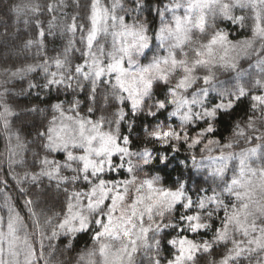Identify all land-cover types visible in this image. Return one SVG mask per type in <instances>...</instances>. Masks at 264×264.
Segmentation results:
<instances>
[{
	"label": "snow or ice",
	"instance_id": "obj_1",
	"mask_svg": "<svg viewBox=\"0 0 264 264\" xmlns=\"http://www.w3.org/2000/svg\"><path fill=\"white\" fill-rule=\"evenodd\" d=\"M13 10L39 14L40 6L29 2ZM47 10L54 12L56 5L48 4ZM236 10L243 14L236 15ZM145 12L158 18L155 29L147 15L140 18ZM55 19L47 32L37 20L38 39L25 44L36 46L43 60L12 75L23 77L39 69L44 83L29 82V89L55 90L57 96L62 89L71 94L90 84V103L84 115L78 98L68 101L66 109L64 101L50 105L52 118L37 132L46 155L38 160L40 170L26 173L24 179L39 186L47 178L58 189L63 186L65 206L55 214L62 218L46 235L41 214L27 200L33 228L29 232L25 218L5 196L8 213L0 217V264H52L54 249L46 257L44 240L60 235L74 240L81 233H91L92 244L78 254L76 264H142L141 257L149 264H195L200 254L217 247L223 252L210 264H264V166L250 163L264 143L236 153L225 151L232 142L210 138L216 136L220 119L250 97L247 122L242 126L237 121L234 135L264 142V132L248 135L249 130L259 131L258 122L264 124V60L257 61L260 75L250 85L239 82L244 73L237 71L241 56L264 54V0H157L155 5L128 0V6L125 0H91L85 23H77L74 15L70 24L60 26L62 34L79 32L83 47L75 48L69 39L62 52L48 57L44 38L55 35ZM217 21L239 24L251 35L233 43L226 31L216 28ZM73 51L80 53L81 61L74 68L69 58ZM217 68L235 72L237 82L226 87L227 81L217 79ZM101 98L105 111L113 110L93 119ZM29 111L42 110L33 106ZM15 115L2 104L5 131ZM140 116L146 121L143 136L134 138ZM182 145L186 151L203 147L199 159L191 154L176 161V170L188 167L190 159L189 172L204 171L215 185L198 188L195 198L184 180L165 186L160 175ZM216 148L218 156L212 155ZM52 154L63 159H49ZM233 161L238 164L230 166ZM179 174L182 177L183 171ZM44 224L52 225V217ZM210 230V240L190 238ZM165 236L171 250L167 258L161 255ZM71 247L69 240L65 248Z\"/></svg>",
	"mask_w": 264,
	"mask_h": 264
},
{
	"label": "trees",
	"instance_id": "obj_2",
	"mask_svg": "<svg viewBox=\"0 0 264 264\" xmlns=\"http://www.w3.org/2000/svg\"><path fill=\"white\" fill-rule=\"evenodd\" d=\"M36 3L40 6V13L33 14L31 12H17L14 9L16 5H23L25 3ZM105 3L109 0H104ZM167 3V0H164ZM56 5L54 12L47 10L48 4ZM91 0H0V111H2V104H7L17 114L10 118V127L7 131L3 128L2 122H0V217H6L8 208L5 206V196L8 197V203L11 204L14 209L25 218L28 224V231L32 232V222L28 219L29 212L25 202L32 200L34 209L41 214V225L44 228L46 235H51L52 226L59 223V219L56 213H62L65 206L66 196L63 192V186L57 188L55 181H49L47 178H43L39 186L25 180V174H31L40 170V164L38 160L46 155L41 148L43 141L37 136V132L42 128L47 127L48 121L52 118L53 112L50 107L51 104L58 101H64L65 109L68 107V101L73 98H78L81 103V114L87 113L89 107V101L87 100L90 84L84 91H80L76 88L74 92L70 90L71 94L65 93L61 90L59 96L55 90L48 92L46 89L32 88L29 89V82L43 84L44 75L41 70L36 72L27 73L23 77L13 76L17 68H23L27 65H35L43 60V55L39 54L36 46L25 47L26 42L29 39H38V28L36 21H40L41 26L47 32L49 21L56 17L54 24L58 25L55 28L54 36H46L44 38L45 49L44 52L48 57H55L58 52H62L69 39L74 40L75 48H82L80 44V33L77 32L75 36L71 33H61V27L72 22V17L76 15L78 17L77 23H85L86 16L89 12ZM149 5H155L157 0H147ZM126 6H128V0H125ZM122 14V13H121ZM236 15H242L240 10H236ZM147 15L148 21L152 24V28L155 29L158 26V18L153 14L141 13V19ZM211 23V21H210ZM216 28H221L226 31L228 39L232 42L240 39H246L250 37L251 32L247 28H242L239 24L233 25L230 22L217 21ZM213 29H210L211 32ZM205 39L204 37H198ZM259 47V44H257ZM163 54V53H161ZM71 65L74 66L81 62L80 53L73 51L69 53ZM258 60H264V54L253 53L250 56H241L237 63V71L244 73L243 79L239 82L250 85L255 79L259 78V70L256 67ZM55 71V67L51 69ZM217 79L221 81H227L226 87H230L236 83V73L231 71H224L223 69H215ZM75 83V82H74ZM202 84V82H200ZM100 93L104 91V86L101 85ZM33 106L38 107L42 111L32 112L29 109ZM250 97H245L237 103V106L230 115L224 116L217 123L216 136L221 143L232 142L233 147L229 150L242 151L249 148H256L264 142L252 140L248 141L246 138H238L234 135V125L237 121L241 122L243 126L247 122V116L249 113ZM113 109L107 108L103 105V100H100V107L93 115V119L98 118L101 115L109 114ZM171 109L169 108V111ZM151 118H149L150 121ZM159 119H165V116H160ZM143 116L137 118V125L134 131V138L136 135L143 136V124L145 123ZM178 124V121H174ZM2 124V127H1ZM259 131L253 133L248 131V135L258 136L261 132H264V124L257 123L256 125ZM124 132H127V126L125 125ZM10 138V139H9ZM141 147L144 145L141 144ZM191 151H186V145L180 146L178 153H172L175 158L167 169L160 172L163 178L165 186H170L179 178L186 182L187 188L190 194L195 198V194L198 188L211 189L215 185L212 179L206 172L201 171L199 173L193 171L189 172L191 168V160L188 161V167L181 166L183 176L179 174L180 170H176V161L183 160L185 157H190L191 154H196L197 159L200 158L201 153L199 148ZM217 149V148H216ZM133 150H136L135 148ZM215 150V149H214ZM15 153L14 155H10ZM258 158L261 160L259 163L264 165V147L258 149ZM203 153V155H205ZM62 160L63 157L59 155H49V159ZM12 160L20 161L21 163H11ZM148 171V169H145ZM116 174H108L109 178L115 177ZM228 178L232 177V173H227ZM116 178H123L122 176ZM2 180V182H1ZM23 189V191H21ZM210 194V193H209ZM219 215L222 217L223 212ZM48 217H52V225L44 224V220ZM219 221H216L218 225ZM170 231V230H169ZM174 235V233H172ZM91 233H81L73 240L70 236H57L52 239L44 240L45 244V256L48 252L54 249V255L52 256V264H76L77 256L87 247L92 244ZM212 231L207 233H200L199 235H191L190 238L195 240L211 239ZM165 236L164 241L161 244V255L167 258L170 255V249L166 244ZM39 237H37V241ZM72 240V247L70 250H66L65 245ZM37 249H39V243H36ZM223 252L222 248L213 249L211 254H200L195 264H210L213 258L218 259L219 254ZM142 264H149L147 258L141 257ZM41 264H44L42 261ZM244 264H248L244 261Z\"/></svg>",
	"mask_w": 264,
	"mask_h": 264
},
{
	"label": "rangeland",
	"instance_id": "obj_3",
	"mask_svg": "<svg viewBox=\"0 0 264 264\" xmlns=\"http://www.w3.org/2000/svg\"><path fill=\"white\" fill-rule=\"evenodd\" d=\"M242 40H244V39H240V40H238V41H242ZM235 42H237V41H234L233 43H235ZM1 127H2V124H1ZM210 138H213V137H210ZM202 147H203V145H202ZM225 151H226V152H236V153L241 152L240 150H238V151H233V150H229V149H226ZM207 155H209V154L206 152L205 156H207ZM212 155H214V156H218V155H220L219 149H218V148L215 149V150L212 152ZM258 155H259V152H257V156L254 157L253 160L250 162V163L252 164V166L255 167V168H259V167L264 166L262 163H259L261 160H259ZM1 163H2V162H0V166H1ZM237 164H238V161H233V162H231L230 166H232V165H237ZM230 172L232 173V171H230ZM232 175H233V173H232ZM0 179H3L2 175L0 176ZM1 182H2V180H1Z\"/></svg>",
	"mask_w": 264,
	"mask_h": 264
}]
</instances>
